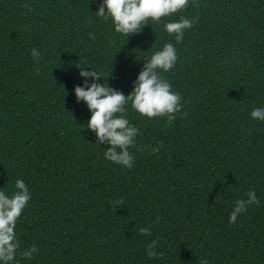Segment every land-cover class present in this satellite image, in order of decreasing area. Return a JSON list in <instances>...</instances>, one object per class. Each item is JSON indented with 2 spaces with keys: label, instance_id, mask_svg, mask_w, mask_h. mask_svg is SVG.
I'll return each instance as SVG.
<instances>
[{
  "label": "trees",
  "instance_id": "1",
  "mask_svg": "<svg viewBox=\"0 0 264 264\" xmlns=\"http://www.w3.org/2000/svg\"><path fill=\"white\" fill-rule=\"evenodd\" d=\"M101 4L0 0V190L11 196L23 180L31 194L13 264H264V121L250 115L264 108V0H189L130 37L96 15ZM181 16L198 20L177 43L164 25ZM165 43L178 59L161 75L181 94V112L169 125L129 102L140 135L132 168L117 165L86 128L77 66L128 95ZM250 189L259 205L229 224ZM149 226L151 235L139 233ZM153 240L163 257L147 255ZM33 245L38 253L23 258Z\"/></svg>",
  "mask_w": 264,
  "mask_h": 264
},
{
  "label": "clouds",
  "instance_id": "2",
  "mask_svg": "<svg viewBox=\"0 0 264 264\" xmlns=\"http://www.w3.org/2000/svg\"><path fill=\"white\" fill-rule=\"evenodd\" d=\"M195 4V0H192ZM189 6V0H102V4L96 11V15L104 21L111 20L116 33L130 37L139 34L143 28L153 24H160L162 18L171 17L184 11ZM23 7L32 10V6L24 4ZM197 18L188 19L183 16L179 21L168 22L164 25L169 35H174L175 41L181 43L185 32L190 30L196 23ZM90 39H95L89 33ZM34 62L39 63L41 54L36 48L31 50ZM178 59L176 48L172 43H165L161 50L156 51L144 62L143 70L140 71L134 81L133 91L125 95L123 92L110 87L108 84L101 85L99 81L102 76L97 70L88 67L77 66L81 69L79 75L84 78L83 86H76L74 93L77 102H84L91 112L87 121V129L95 133L97 143L108 145L105 158L117 165L132 168L133 156L129 152L130 147H135V139L140 135L138 129L126 118V106L131 102V107L139 115L153 118H166L171 125L176 114L181 112L182 96L179 92L172 90L171 83L162 77V72L170 71ZM92 78L89 84L88 78ZM251 117L264 121V108H254ZM151 147V146H144ZM160 145L152 149L153 153L160 151ZM143 150V149H141ZM16 191L11 196L0 190V262L2 264H13L20 244L17 240L15 228L18 219L31 199V194L23 180L15 182ZM247 199H237L235 206L229 216V224H234L238 215L246 213L250 205H259L260 201L255 190L250 189L245 193ZM122 205L123 199L113 202ZM157 223L159 217H157ZM150 227L140 228L142 235H151ZM159 241L153 240L147 246L149 258L159 256L154 249ZM39 249L33 245L29 250L20 255L26 259H33V253ZM203 264H208L203 261Z\"/></svg>",
  "mask_w": 264,
  "mask_h": 264
}]
</instances>
